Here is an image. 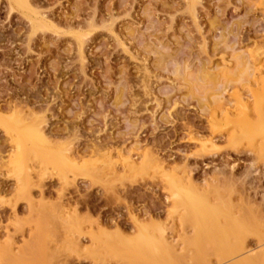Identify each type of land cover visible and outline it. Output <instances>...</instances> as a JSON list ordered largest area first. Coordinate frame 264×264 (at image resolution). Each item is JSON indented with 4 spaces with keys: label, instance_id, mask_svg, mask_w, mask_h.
Masks as SVG:
<instances>
[{
    "label": "rangeland",
    "instance_id": "rangeland-1",
    "mask_svg": "<svg viewBox=\"0 0 264 264\" xmlns=\"http://www.w3.org/2000/svg\"><path fill=\"white\" fill-rule=\"evenodd\" d=\"M25 1L0 0L1 119L38 124L47 149L85 166L30 155L24 186L0 126V264H148L131 258L138 220L179 242L190 229L165 172L264 220V134L251 137L264 130V0Z\"/></svg>",
    "mask_w": 264,
    "mask_h": 264
},
{
    "label": "bare ground",
    "instance_id": "bare-ground-1",
    "mask_svg": "<svg viewBox=\"0 0 264 264\" xmlns=\"http://www.w3.org/2000/svg\"><path fill=\"white\" fill-rule=\"evenodd\" d=\"M11 2L14 7L16 6L17 8L18 7L21 8L20 10H22L23 7H27L26 5L27 1L25 0H11ZM259 74L261 73L259 72ZM250 75H253V73H251ZM256 75L257 77L259 76L258 74H255V76ZM211 76L208 74V78H211ZM251 96L249 97L251 98ZM241 97L239 99V104L241 105L243 109H246V107L244 106L246 104L243 103L245 100L243 101ZM245 98L247 97L245 96ZM216 101L215 100L212 101L214 102L213 104H215ZM247 107L249 108L250 106H247ZM236 109L234 108V110ZM225 110L229 112V108ZM242 112H240V114ZM221 113L225 114L224 111ZM236 113H235V116L237 115ZM261 113L262 115H264L263 112ZM0 114H2L1 111H0ZM232 115H234V113H232ZM260 118L261 117L259 115V119ZM2 120L3 119H1V116H0V126L2 125L1 127H3V129H5L6 132L11 133V134L13 133V137H14L13 139L14 148L12 149L14 153L10 157L11 158L10 162H8L7 160L9 164H6V165L7 166L10 165V169L12 173H14L16 177H18L20 182L23 183L25 181L23 183L24 186L26 185V181H27L24 179L27 177V172L25 170L26 174H24L23 171L24 169H27V170L29 169V168H26L27 162L31 160V158H33L34 156H35L34 158L39 159L44 164L43 167L45 165L46 166L51 165L52 167H55L61 170H66L70 167L71 169L70 168L69 169L72 171L80 170V172H83V169L81 171V168L82 166H85L84 162L79 164L75 160L69 159L70 156L69 157L66 156L68 153L67 154L65 153L66 155H64L61 151L56 152V151L47 149L49 147V142L45 134L43 133L41 127L38 126V124L37 125L35 124L36 126L34 125L35 127L33 128L31 126L30 128L28 129L25 128L23 130L20 128L21 129L20 130L15 126L14 123L13 124L16 128L8 125L7 124L8 120L7 122L5 120L4 121ZM40 123L41 122H39V124ZM262 126H263V123L259 124L257 127L260 129L262 128ZM236 128H239V127H236ZM242 129H244V127ZM244 133L248 134L247 132L243 131L241 132L240 135H238V138H240L239 136L242 137ZM263 134H264V130L262 131L258 130L254 132L253 135H251V137L259 136ZM235 140H240V139L236 138ZM262 144L261 146H258L261 152L263 153V155L259 157L263 158L264 160V144L263 145ZM30 155H31V158H30ZM37 155L41 156V159L38 158ZM154 160L152 164H151V161L149 164H151V167L152 165L156 167L153 168L154 167L153 166L151 169L159 170L161 171V174H163L166 168L163 165H161L159 162H157L156 160H155L156 162H154ZM41 162H40V165H41ZM64 166H69V167L65 168ZM127 166L129 167V165ZM129 168L136 169V168H132L131 166ZM142 168H144V170L147 169V167L146 169L145 167H142ZM154 172H153V175H156L154 174ZM148 173L150 174V172ZM164 174H166L165 175L166 178L164 180L165 182H167V185L170 191V196L173 199V204L175 205L176 208H179L180 211H182L181 216L179 217L182 227L185 226L184 228L188 227L190 229L184 232L185 235L182 236L183 238L181 237L182 239L181 238L179 239L180 240L179 242L178 240L174 239L175 237L173 236L172 237L166 236V233H165L166 228L164 229L162 227L155 229L154 230L155 232L151 234L150 233L146 234L143 224L139 223L140 221L138 220V222L136 223L138 226V235L136 236V240H135L136 242L131 244V248H133V250L132 249L131 250L133 252L134 250H136L134 253L132 252L133 254V256H131L132 259L135 258L136 252H139V254H141V256L145 258L146 263L148 264H212L210 260L211 259L210 255L216 256L218 264H264V220L260 219L261 216L257 217L255 215L257 217L256 218L253 215L252 218H249L247 216L248 215L247 213H246L247 215H243V214L240 215L241 213H238L239 215L237 216L233 212L235 211L233 210V207L228 206V205L224 206L225 203H222L220 201V198H218L217 199L218 201L215 203L209 200L210 198H208V196L205 195L206 194L205 192H204L205 194L202 193L203 191L202 189H200V187L197 188L194 184L192 185L191 181H188L189 180L188 175L187 176L181 175L182 177L181 176L177 177L176 175L175 176H172L171 174L167 175V172H165ZM250 235L257 236L259 240V246L256 249L246 251L247 249L246 238ZM93 241L97 242L96 240H93ZM123 241L125 242V240ZM123 241L122 242L120 241V242L123 243ZM190 253L191 255L189 256L191 257H187L188 254ZM4 254L6 253L4 252ZM136 256H138V254ZM13 260L17 262L22 259L18 258L17 260L15 258H11L12 262H10V264L13 263ZM141 262L140 263L137 262V263L141 264Z\"/></svg>",
    "mask_w": 264,
    "mask_h": 264
}]
</instances>
